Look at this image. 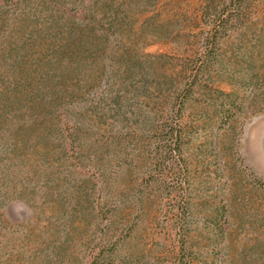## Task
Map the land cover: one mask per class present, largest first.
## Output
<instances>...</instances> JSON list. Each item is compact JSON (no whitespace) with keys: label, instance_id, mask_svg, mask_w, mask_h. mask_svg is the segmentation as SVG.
<instances>
[{"label":"rangeland","instance_id":"obj_1","mask_svg":"<svg viewBox=\"0 0 264 264\" xmlns=\"http://www.w3.org/2000/svg\"><path fill=\"white\" fill-rule=\"evenodd\" d=\"M0 264H264V0H0Z\"/></svg>","mask_w":264,"mask_h":264},{"label":"trees","instance_id":"obj_2","mask_svg":"<svg viewBox=\"0 0 264 264\" xmlns=\"http://www.w3.org/2000/svg\"><path fill=\"white\" fill-rule=\"evenodd\" d=\"M171 138H173L174 141L177 143L178 140H179V138H180V133H176V134L171 133ZM177 145H178V144H177Z\"/></svg>","mask_w":264,"mask_h":264}]
</instances>
